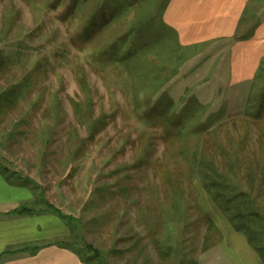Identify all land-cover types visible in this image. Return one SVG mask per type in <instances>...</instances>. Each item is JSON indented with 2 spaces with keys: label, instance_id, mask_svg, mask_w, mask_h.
Here are the masks:
<instances>
[{
  "label": "rangeland",
  "instance_id": "rangeland-1",
  "mask_svg": "<svg viewBox=\"0 0 264 264\" xmlns=\"http://www.w3.org/2000/svg\"><path fill=\"white\" fill-rule=\"evenodd\" d=\"M167 1L0 0L2 172L40 186L33 209L45 208L44 187L70 217L67 243L95 264H250L248 251L264 264L192 158L249 194L263 231L264 65L228 86L229 42L178 43ZM168 106L189 133L169 124ZM230 229L244 246L227 244Z\"/></svg>",
  "mask_w": 264,
  "mask_h": 264
},
{
  "label": "crops",
  "instance_id": "crops-1",
  "mask_svg": "<svg viewBox=\"0 0 264 264\" xmlns=\"http://www.w3.org/2000/svg\"><path fill=\"white\" fill-rule=\"evenodd\" d=\"M163 22L184 45L229 42L228 86L251 82L264 65V0H168ZM35 196L32 187L8 179L0 170V264H95L67 243L68 222L61 216L44 210L10 214L34 204ZM230 230L227 244L244 246V238ZM219 247L215 244L207 251ZM247 255L250 264H259L249 251Z\"/></svg>",
  "mask_w": 264,
  "mask_h": 264
},
{
  "label": "trees",
  "instance_id": "trees-1",
  "mask_svg": "<svg viewBox=\"0 0 264 264\" xmlns=\"http://www.w3.org/2000/svg\"><path fill=\"white\" fill-rule=\"evenodd\" d=\"M79 69L77 71L82 72V75L78 76V73H77L76 78H77V81L79 82L80 87L84 91L86 88L88 89L89 86L86 80V74L82 70H79ZM262 70L263 69L260 68L258 72ZM166 112H167L166 119L170 125L177 127V129H179L180 132L189 133L188 127L181 124V119L174 113V111H171L170 106L166 108ZM234 156H235V164L237 166L239 155L237 153H234ZM192 158L195 161L194 168L197 174L196 177L199 179L200 183H202L201 185L206 189L208 193L211 194L212 197H214V199H219L220 201L222 199L224 201V206L226 205V207L224 208V211L229 216L227 217L229 221L232 223L233 228L236 231L241 232L246 237L248 242L254 247V249L258 252L260 257L264 261V246L261 245V242L264 240V228H263V231L261 229L254 228V225L257 222L262 221V216L259 214V212L253 209L254 206L250 205L249 199L247 198V197H250L249 194L246 193V191L242 189H240L242 191L236 192L233 189L231 183L226 179L227 176L223 174L219 169H216V166L214 165V162L212 160L205 159V158H201V159H197L195 157H192ZM231 165H232V161H231ZM0 170L4 171L5 169L1 167L0 165ZM17 178H19V176H17ZM19 179H22V178L20 177ZM31 180L26 176L23 181L33 182ZM23 183L32 187L30 185L31 183H27V182H23ZM33 183L36 185L35 182ZM39 187L40 186H36V187L34 186L32 187V189L35 190V188H39ZM41 189H42L41 190L42 197L44 198L43 202H44L45 208H40L38 210L33 209L32 206L33 205L35 206L36 204L34 203L33 205H23L18 208H15L10 212V214L19 215V214L33 213L36 211L41 212L44 210V211L55 213L61 216L63 219H67V218L70 219V217L62 213L58 208H56L53 204L49 202L47 197H45L46 195L45 190H44L45 188L41 187ZM239 197H243V198L239 199L238 202L235 203L234 205L228 206V209H227V201L231 203V202L237 201L236 198H239ZM234 207L238 208L239 211H234ZM244 208H247L248 210L246 213L243 212ZM211 223L213 222L211 221ZM84 245H85L84 247L88 249L89 252L92 253L93 251L92 257L98 258L99 251L96 248H94L91 244H88V243Z\"/></svg>",
  "mask_w": 264,
  "mask_h": 264
}]
</instances>
